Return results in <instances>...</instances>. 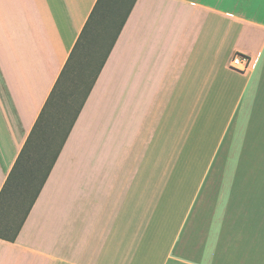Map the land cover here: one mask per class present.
<instances>
[{
	"label": "crops",
	"instance_id": "obj_1",
	"mask_svg": "<svg viewBox=\"0 0 264 264\" xmlns=\"http://www.w3.org/2000/svg\"><path fill=\"white\" fill-rule=\"evenodd\" d=\"M96 2L0 0V190ZM0 264H264V0H136Z\"/></svg>",
	"mask_w": 264,
	"mask_h": 264
},
{
	"label": "trees",
	"instance_id": "obj_2",
	"mask_svg": "<svg viewBox=\"0 0 264 264\" xmlns=\"http://www.w3.org/2000/svg\"><path fill=\"white\" fill-rule=\"evenodd\" d=\"M135 1L97 0L0 190V238L14 241L17 237ZM101 21L112 27L113 33L56 148L49 152L50 137L56 132L57 121L60 123L58 106L64 103L69 107V100L79 87L75 78L76 65ZM44 144L47 148L41 150Z\"/></svg>",
	"mask_w": 264,
	"mask_h": 264
},
{
	"label": "rangeland",
	"instance_id": "obj_3",
	"mask_svg": "<svg viewBox=\"0 0 264 264\" xmlns=\"http://www.w3.org/2000/svg\"><path fill=\"white\" fill-rule=\"evenodd\" d=\"M113 28L108 27L105 24V21H101L97 24L96 31L93 36L89 39V44L87 49L85 50L84 54L80 56L79 63L76 65L75 69V78L76 82L79 84V87L76 89L74 93V97L70 99L69 107L66 108L64 103L59 104L58 110L60 115V123L55 125L56 132L53 133V135L50 137V147L49 152H51L54 148H56V145L61 138L63 134V130L66 127L67 123L70 120L72 111L74 110L76 104L82 97L84 90L86 88V85L96 68L99 59L102 56V53L104 52V49L106 48V45L108 41L110 40V36L113 33ZM58 117V114H57ZM51 120V119H50ZM49 120V123L51 121ZM46 135H48V132H46ZM43 148H47V146L44 144V146L41 147V150ZM48 155V154H47ZM46 155V156H47ZM50 155V154H49ZM48 155V156H49ZM233 156H238V153L232 154ZM259 165L258 164H244V163H235V164H221L217 167V172L219 174H226V173H232L236 175H242L244 172L248 171V173H251V171L258 170ZM223 180L221 179V184ZM229 183L230 186H233L237 183H240L242 185L243 180H237V179H231L230 181L226 180V183Z\"/></svg>",
	"mask_w": 264,
	"mask_h": 264
},
{
	"label": "built area",
	"instance_id": "obj_4",
	"mask_svg": "<svg viewBox=\"0 0 264 264\" xmlns=\"http://www.w3.org/2000/svg\"><path fill=\"white\" fill-rule=\"evenodd\" d=\"M229 66L238 71H246L252 67V61L248 55L234 53L230 59Z\"/></svg>",
	"mask_w": 264,
	"mask_h": 264
}]
</instances>
